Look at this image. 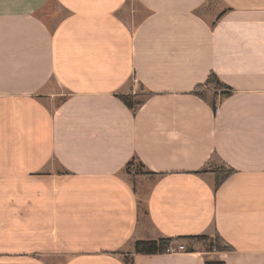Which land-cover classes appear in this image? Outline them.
<instances>
[{"label": "crops", "instance_id": "1", "mask_svg": "<svg viewBox=\"0 0 264 264\" xmlns=\"http://www.w3.org/2000/svg\"><path fill=\"white\" fill-rule=\"evenodd\" d=\"M0 264H264V0H0Z\"/></svg>", "mask_w": 264, "mask_h": 264}, {"label": "trees", "instance_id": "2", "mask_svg": "<svg viewBox=\"0 0 264 264\" xmlns=\"http://www.w3.org/2000/svg\"><path fill=\"white\" fill-rule=\"evenodd\" d=\"M141 89H143V87H141ZM232 92V89L225 83L221 82L215 73H210L202 84H199L194 88L192 93L205 101L212 108L214 113H216L218 107V98H226L230 96ZM116 97H118L134 113L137 111V108L143 104V100L139 99V95L133 92L117 94ZM132 166L143 167L140 162H135L134 159L127 163L126 168L129 169V167ZM198 172H211L214 174V191H216L226 181V179L235 172V170L226 163L220 162L216 165L210 163V165H206ZM145 173L151 172L145 171ZM180 240L181 238L139 240L135 242L134 252L146 255L166 253L169 251V248L175 244V242ZM212 248L223 251L232 250V248L227 246L217 235L213 236L212 238Z\"/></svg>", "mask_w": 264, "mask_h": 264}, {"label": "built area", "instance_id": "3", "mask_svg": "<svg viewBox=\"0 0 264 264\" xmlns=\"http://www.w3.org/2000/svg\"><path fill=\"white\" fill-rule=\"evenodd\" d=\"M183 249V246L182 245H179L177 247H170L169 248V251H174V250H182Z\"/></svg>", "mask_w": 264, "mask_h": 264}, {"label": "rangeland", "instance_id": "4", "mask_svg": "<svg viewBox=\"0 0 264 264\" xmlns=\"http://www.w3.org/2000/svg\"><path fill=\"white\" fill-rule=\"evenodd\" d=\"M174 245L176 246V245H177V243H175ZM175 246H174V247H175ZM176 247H177V246H176Z\"/></svg>", "mask_w": 264, "mask_h": 264}]
</instances>
